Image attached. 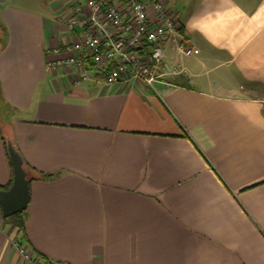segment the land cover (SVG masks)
I'll return each instance as SVG.
<instances>
[{
    "label": "crops",
    "instance_id": "crops-1",
    "mask_svg": "<svg viewBox=\"0 0 264 264\" xmlns=\"http://www.w3.org/2000/svg\"><path fill=\"white\" fill-rule=\"evenodd\" d=\"M168 1L198 53L169 40L174 73L119 88L46 70L78 0H0V129L53 174L30 182L24 236L0 207V264H33L20 246L69 264H264V0ZM12 177L0 133V186Z\"/></svg>",
    "mask_w": 264,
    "mask_h": 264
},
{
    "label": "built area",
    "instance_id": "built-area-1",
    "mask_svg": "<svg viewBox=\"0 0 264 264\" xmlns=\"http://www.w3.org/2000/svg\"><path fill=\"white\" fill-rule=\"evenodd\" d=\"M78 1L65 23L69 38L52 46L46 61L49 73L60 68L74 85L89 80L88 71L94 70L109 87H152L175 72L165 59L169 40L184 55L198 53L188 46L180 14L168 0ZM19 250L33 264H69L33 258L24 246Z\"/></svg>",
    "mask_w": 264,
    "mask_h": 264
},
{
    "label": "water",
    "instance_id": "water-1",
    "mask_svg": "<svg viewBox=\"0 0 264 264\" xmlns=\"http://www.w3.org/2000/svg\"><path fill=\"white\" fill-rule=\"evenodd\" d=\"M6 150L12 167L13 182L8 189L0 188L3 218L25 211L30 201V181L24 166V158L10 138L6 139Z\"/></svg>",
    "mask_w": 264,
    "mask_h": 264
},
{
    "label": "trees",
    "instance_id": "trees-1",
    "mask_svg": "<svg viewBox=\"0 0 264 264\" xmlns=\"http://www.w3.org/2000/svg\"><path fill=\"white\" fill-rule=\"evenodd\" d=\"M0 133H1V136H2V140L4 142V146L6 148V136L4 134V132L0 129ZM24 166L27 170V177L29 179V181H33V180H42V179H50L53 177V174H50V173H45V172H42V171H37L35 170L34 168H31L29 167L26 163H24ZM213 169V167H212ZM13 182V177L10 181V183L6 186H0L1 189H8L10 187V185L12 184ZM25 213V212H23ZM21 213H18V214H15L11 217H8V218H4L3 221L5 223H10L12 224L13 226L15 227H18V231L20 232L21 235L24 236V231H25V214H21ZM40 258H42L44 261L46 262H49V260H46L44 259L43 256H40Z\"/></svg>",
    "mask_w": 264,
    "mask_h": 264
},
{
    "label": "rangeland",
    "instance_id": "rangeland-1",
    "mask_svg": "<svg viewBox=\"0 0 264 264\" xmlns=\"http://www.w3.org/2000/svg\"><path fill=\"white\" fill-rule=\"evenodd\" d=\"M88 75H89V77H90V79H92V78H95V71L94 70H89L88 71ZM1 103V102H0ZM1 108H4V106L2 105V103H1ZM7 110V109H6ZM26 211V210H25ZM25 211H23V212H25ZM23 212H21V214H25V213H23ZM20 214V215H21Z\"/></svg>",
    "mask_w": 264,
    "mask_h": 264
}]
</instances>
